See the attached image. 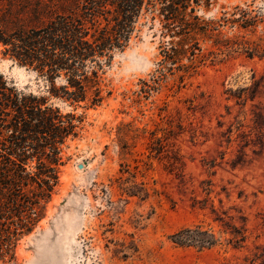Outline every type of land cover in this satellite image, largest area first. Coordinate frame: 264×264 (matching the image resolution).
<instances>
[{
	"label": "rangeland",
	"instance_id": "obj_1",
	"mask_svg": "<svg viewBox=\"0 0 264 264\" xmlns=\"http://www.w3.org/2000/svg\"><path fill=\"white\" fill-rule=\"evenodd\" d=\"M195 14L208 23L200 50L164 65L168 37L140 16L99 71L103 100L91 107L49 95L44 76L0 51L9 84L81 118L61 147L43 217L0 264H243L264 248V136L251 112L264 117V0H210ZM252 75L262 80L254 97L231 98L227 89L250 85ZM219 217L246 228L241 247ZM194 225L217 242L171 240Z\"/></svg>",
	"mask_w": 264,
	"mask_h": 264
},
{
	"label": "trees",
	"instance_id": "obj_2",
	"mask_svg": "<svg viewBox=\"0 0 264 264\" xmlns=\"http://www.w3.org/2000/svg\"><path fill=\"white\" fill-rule=\"evenodd\" d=\"M209 4L210 0H0V51L44 76L49 95L91 107L103 100L99 71L115 51L127 46L140 16L157 21L161 36L168 37L161 48L164 65L200 50L197 35L208 23L195 12ZM57 78L62 80L58 86ZM261 81L252 75L250 85L229 88L227 93L243 104L254 97L251 93ZM251 112L254 128L263 137V112ZM80 120L48 104L45 96L17 89L0 73V260L11 255L16 240L43 217L58 184L61 147L77 135ZM216 220L231 235L228 241L241 247L246 228L222 217ZM171 240L204 248L218 239L194 225L177 230ZM263 259L264 248L257 246L243 264H263Z\"/></svg>",
	"mask_w": 264,
	"mask_h": 264
},
{
	"label": "water",
	"instance_id": "obj_3",
	"mask_svg": "<svg viewBox=\"0 0 264 264\" xmlns=\"http://www.w3.org/2000/svg\"><path fill=\"white\" fill-rule=\"evenodd\" d=\"M79 166V168L81 167V165H78Z\"/></svg>",
	"mask_w": 264,
	"mask_h": 264
}]
</instances>
